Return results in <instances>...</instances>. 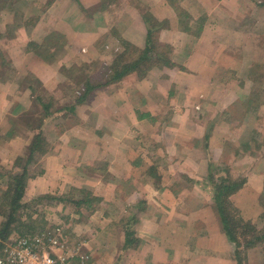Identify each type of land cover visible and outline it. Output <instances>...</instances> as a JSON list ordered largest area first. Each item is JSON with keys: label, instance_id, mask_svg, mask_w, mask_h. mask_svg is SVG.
<instances>
[{"label": "crops", "instance_id": "obj_1", "mask_svg": "<svg viewBox=\"0 0 264 264\" xmlns=\"http://www.w3.org/2000/svg\"><path fill=\"white\" fill-rule=\"evenodd\" d=\"M176 2L190 17L187 31L180 29L170 0H0L4 174L20 172L14 163L26 156L33 137L17 120L32 107L29 90L20 86L28 77L57 101L66 81L61 67L112 64L124 50L117 37L144 50L148 27L142 17L148 15L160 25L150 47L173 64L95 90L76 106L74 124L58 125L51 117L42 124L46 153L41 172L28 179L26 199L73 196L77 203L89 194L98 200L90 207L43 206L59 211L56 217L70 228L85 264H234L209 181L224 175L221 168L246 180L232 204L261 210L248 196L250 185L264 183L261 165L242 151L235 155L250 147L251 131L264 115L258 91L264 85L256 86L252 69L257 66L246 58L250 53L239 51L248 32L231 24L236 14L240 22L249 16L243 10L247 0ZM235 109L238 117L229 115ZM239 130L241 141L233 132Z\"/></svg>", "mask_w": 264, "mask_h": 264}, {"label": "trees", "instance_id": "obj_2", "mask_svg": "<svg viewBox=\"0 0 264 264\" xmlns=\"http://www.w3.org/2000/svg\"><path fill=\"white\" fill-rule=\"evenodd\" d=\"M74 1L78 2V0ZM170 3L177 14L180 29L187 31L190 17L177 5L176 0H172V2L170 0ZM142 19L148 27V44L144 50L138 51L124 42L120 37H117L124 50L115 56L112 64L97 66L98 63L93 62L90 64L73 65L68 68L61 67L60 73L66 81L60 85L63 96L57 99V101H55L53 96L48 95L42 83L36 78L30 76L20 84L21 89L25 88L29 90L32 97V107L17 120L23 123L28 131H36L37 133L26 148V156L16 159L14 163V166L21 168V173L4 174V178L8 177L9 182L6 183L7 187L0 197V214L5 216L4 222L0 224V256L3 253L5 244L9 242L8 238L13 232L24 238H32L39 234L54 231L53 228L46 230V222L40 221L39 223V220H32V215L27 213V210L35 209L39 206L42 208L46 204L53 203L71 204L75 207L81 204L90 207L92 204L98 203V200L95 197H90L89 194H85V196L82 194L83 198L78 200L77 203L73 201V196L69 198L68 196L45 195L27 200L25 192L28 179L30 178L28 167L35 162V159H39L46 153L47 142L41 130L44 120L51 117L53 121L59 123L58 125L69 126L74 124L77 122H75L76 106L85 102L86 97L91 95L95 90L119 82L134 73L141 80L154 67L167 66L169 64L173 66V64L167 62L166 58H161L163 54L155 53L150 47L151 41H155L152 38L157 34L160 25L156 24L149 15L142 17ZM55 42L60 43L61 38H57ZM155 56L157 57L156 59H154ZM94 68L99 69L97 73L94 71ZM262 84L264 85V82ZM67 100L69 101V107L65 105ZM248 101L249 103L253 102L251 99H248ZM56 107L59 109H56ZM263 126L264 123L261 119H257L255 131L258 134H264ZM252 143L257 145V139L253 138ZM240 152L239 149L236 150V158L240 156ZM230 170V167L221 168L224 175L219 176L217 179L210 176L209 181L212 185H210L212 188V199L214 210L219 217L220 229L234 248L233 262L234 264H245L247 253L257 246L264 244V232L259 231L251 222L243 221L230 201V198L245 183V179L242 178L237 181L233 180L232 175H229ZM35 211L38 210L35 209ZM25 214L26 221H23L22 216ZM126 235L128 237L125 246L129 247L131 243L130 233L126 232Z\"/></svg>", "mask_w": 264, "mask_h": 264}, {"label": "rangeland", "instance_id": "obj_3", "mask_svg": "<svg viewBox=\"0 0 264 264\" xmlns=\"http://www.w3.org/2000/svg\"><path fill=\"white\" fill-rule=\"evenodd\" d=\"M212 1H214V0H212ZM233 1H235L237 3V0H233ZM247 3H248V6L247 7L245 6L243 8V10L245 9V12L248 11L250 13L249 16L246 17L244 22L243 21L240 22L239 20H237L239 15L236 14L235 18L232 19L231 24L234 23L237 28H240L241 30L247 31L249 34V38H251L253 41V42L250 41L249 38L247 39L248 34H246L245 40L243 38L244 41H241L242 45H243V43H244V45L240 46L242 49H240L239 51H240V53H250L252 55V56H249L246 58L250 61L253 60L252 62L255 63L254 64L255 66H257V67L253 66L252 69L254 68L255 70L254 69L253 70L255 71V73H258L257 76H255V78L258 79L256 86L259 87L264 82L263 81L264 78H262V76L264 77V0H247ZM194 9L198 10L199 8L194 7ZM237 21H239V22H237ZM231 24L229 21L228 25L230 26ZM239 35L242 36L241 33ZM97 66H100V65L98 64ZM98 70H99L98 68H94V71H96V73ZM261 87H262L261 89L258 88V91H261V94H260L261 99H259V101H260L259 103L264 104V88H263V86H261ZM259 93L260 92H258L257 94H259ZM48 95H50V94L48 93ZM233 112H235V116L238 117V115H237L238 111L236 109H235V111H232V113L229 115H233ZM261 113H263V112H261ZM257 115H260V114L258 113ZM260 116H261V121H262V119H264V115L261 114ZM253 118H254V115H250L251 122H253V120H252ZM240 120L241 119L236 118L235 123L239 124ZM246 122H248V120ZM45 132H44V134L46 135L48 133V131L46 130ZM233 132L236 135V138H238L241 141V139L243 137V133H241V130L233 131ZM263 132H264V130H263ZM30 133H33V136H34L37 132L36 131H28V134H30ZM245 134H250V132L248 133V131H245ZM251 138L257 139V142H258L257 145L256 144L254 145L253 143H251L250 147H247V148H245L243 145V146H241L240 151H242L243 154L247 153V154H249V156L254 158L256 160L255 163L257 165H261V168H262L261 171L264 175V134H258L256 131H255V133H254V131H251ZM32 139H33V137H32ZM245 149H247V151ZM40 166H41V162H40V158H39L37 161L33 162L30 165V167H28V169H30V170H28V174L30 176H32V175L40 173L41 172ZM14 167L18 168L20 170L19 173H21L20 167H16V166H14ZM235 169H237V168L235 167ZM4 173L2 171H0V185L4 186L3 189H6V187H7L6 183L9 182V178L8 177L4 178ZM19 173H12V174H19ZM233 176L234 175H232V179L236 180V181L242 178L240 175H237V174H235L234 177ZM242 179H244V177ZM263 179H264V176H263ZM245 184H246V180H245L244 185ZM261 185L262 186H260L258 184L250 185V187H252L253 190L251 193L248 192L249 193L248 196L250 197L251 201L257 200V202L260 204V206H261L260 212L253 213L252 212V206L250 208L245 207V209H244V207H243L242 209H238V204H239L238 201H235L236 204L233 203V205H234L235 209L238 211L241 219L245 222H251L250 218H252V217H255V218L260 217V220L258 219L255 222V224H253V225L256 226V228L259 231L264 232V221H263L264 220V186H263L264 183H262ZM0 190H2V187H0ZM1 193L2 192H0V197H1ZM35 209H37L38 211H35ZM35 209H29L26 212L30 213L32 215V220H34V221L39 220V223H40V221L46 222L47 223L46 224L47 225L46 230L53 228L54 231L49 232V233L46 232L43 234H39V235H36L32 238H24V237H21L19 234L13 232L12 235L8 238L9 242L5 244L3 253L0 256V258L4 255L5 250H8V247L15 244V242L23 240V239H26L30 242V241H33L32 239L38 238V239L43 241V243H44L43 249L45 251L52 253L53 255H60L62 253L67 254V255H72V256H74V261L77 262V264H85L86 260H85L84 256H82L80 254V251H78V247H77L78 245H77L75 239L72 237V232L69 231L70 228L64 227L65 226L63 224L64 220L61 217H59L58 219L56 217V216H58L59 211L48 210V209L45 210L43 207L40 208V206L38 208L36 207ZM22 213H23V211H22ZM62 214H63V212H62ZM53 216H55V217H53ZM261 219H263V220H261ZM4 220H5V216L0 214V224L2 222H4ZM22 220L26 221V214L22 216ZM251 224H252V222H251ZM57 229H58V231H57ZM34 234H36V233H34ZM257 247L258 248L255 249V252H249L251 257L250 256L248 257L245 264H264V244L257 246Z\"/></svg>", "mask_w": 264, "mask_h": 264}, {"label": "built area", "instance_id": "obj_4", "mask_svg": "<svg viewBox=\"0 0 264 264\" xmlns=\"http://www.w3.org/2000/svg\"><path fill=\"white\" fill-rule=\"evenodd\" d=\"M32 240L23 239L8 247L0 258V264H76L74 256L64 253L53 255L43 249L42 240Z\"/></svg>", "mask_w": 264, "mask_h": 264}]
</instances>
